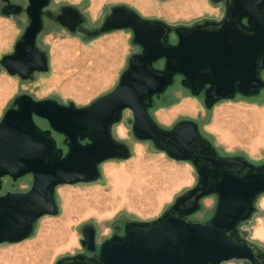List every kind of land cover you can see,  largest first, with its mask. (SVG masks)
I'll list each match as a JSON object with an SVG mask.
<instances>
[{"label":"water","instance_id":"1","mask_svg":"<svg viewBox=\"0 0 264 264\" xmlns=\"http://www.w3.org/2000/svg\"><path fill=\"white\" fill-rule=\"evenodd\" d=\"M1 1L4 14L25 12L29 22L14 51L3 55L0 63L23 79L48 71L49 55L37 40L50 0H28L26 6ZM213 1L225 3L224 17L191 25L145 18L118 4L99 26L88 28L80 9L62 8L56 16L62 26L70 25L64 15L70 11L74 25L80 24L87 37L131 29L141 51L130 56L118 84L88 105L22 93L6 109L0 120V244L27 239L42 216L57 215L59 185L96 181L103 162L131 157L130 145L112 132L129 109L134 136L151 141L175 160L190 161L197 183L159 217L126 221L123 232L100 245L96 227L85 224L81 244L88 253L62 257L55 264H223L230 260L264 264V250L240 234L264 193V163L255 164L242 155H221L195 120L165 128L150 113L155 98L178 76L192 95L204 96L207 108L239 94L257 96L264 89V0ZM36 118L46 120L49 127L42 128ZM53 132L65 136L67 150L58 145ZM29 174L33 182L27 191L2 193L6 177L16 181ZM210 195L217 196L212 217L191 219Z\"/></svg>","mask_w":264,"mask_h":264},{"label":"rangeland","instance_id":"2","mask_svg":"<svg viewBox=\"0 0 264 264\" xmlns=\"http://www.w3.org/2000/svg\"><path fill=\"white\" fill-rule=\"evenodd\" d=\"M13 2L28 4V0ZM3 3L0 0V60L14 51L29 22L25 12L4 14ZM67 4L80 9L88 28L99 26L118 4H126L146 18L161 19L171 25H191L219 19L225 14V3L213 0H50L44 10V28L37 40L49 55L50 68L23 79L11 75L0 63V120L22 93L36 99L55 98L63 104L73 101L78 106L88 105L118 84L130 56L141 51L133 42L130 29L92 38L70 32L56 19L60 8ZM198 8L204 11L199 13ZM180 79L177 77L174 85L155 98L150 109L153 118L165 128L184 119L195 120L203 136L221 155H242L255 164L264 163V89L257 96L239 94L207 108L204 96L192 95ZM36 119L42 128L49 127L46 120ZM133 121V113L127 109L112 127L113 135L130 145L131 157L103 162L101 176L96 181L59 185L56 188L59 213L42 216L27 239L0 244V264H55L62 257L88 253L81 244L85 224L96 227L100 245L114 233L123 232L126 221L159 217L180 194L197 183L198 174L190 161L175 160L151 141L137 139L132 131ZM53 135L58 145L67 150L65 136L54 132ZM32 182V175L16 181L6 177L2 193L27 191ZM216 203V195L205 197L201 210L190 218L210 219ZM240 234L264 250V193L257 199L252 217L241 225ZM223 264L251 263L230 260Z\"/></svg>","mask_w":264,"mask_h":264},{"label":"flooded vegetation","instance_id":"3","mask_svg":"<svg viewBox=\"0 0 264 264\" xmlns=\"http://www.w3.org/2000/svg\"><path fill=\"white\" fill-rule=\"evenodd\" d=\"M3 5H4V3H3ZM69 4H67V5H63L61 8H60V11H59V13H61L62 12V8L64 7V6H68ZM126 5V4H125ZM73 6V5H72ZM128 6V5H127ZM129 7H131V6H129ZM132 9H134L133 7H131ZM135 10V9H134ZM137 11V10H136ZM138 12V11H137ZM225 12H226V5H225ZM59 13H57V14H59ZM139 13V12H138ZM57 14H56V16H57ZM140 14V13H139ZM64 15H65V18H66V20H67V23H69L70 25H63V27L64 28H66L67 30H69L70 32H72V33H77V32H80V33H82V34H84L85 35V33H83V32H81L80 31V27H81V25L80 24H78V25H74V23H73V21H74V19L72 18V12H70V11H67L66 13H64ZM141 15V14H140ZM225 15V14H224ZM142 16V15H141ZM142 17H144V16H142ZM224 17V16H223ZM222 17V18H223ZM146 18V17H145ZM222 18H219V19H215V20H221ZM83 24H85V23H83ZM117 30H119V29H117ZM131 30V29H130ZM112 31H114V30H112ZM112 31H108V32H112ZM132 31V30H131ZM108 32H105V33H108ZM133 32V31H132ZM105 33H103V34H105ZM103 34H101V35H103ZM86 36V35H85ZM100 36V35H99ZM98 37V36H97ZM89 38H92V37H89ZM178 77H180V76H178ZM55 133V132H54ZM58 134V133H57ZM29 175H31V174H29Z\"/></svg>","mask_w":264,"mask_h":264},{"label":"crops","instance_id":"4","mask_svg":"<svg viewBox=\"0 0 264 264\" xmlns=\"http://www.w3.org/2000/svg\"><path fill=\"white\" fill-rule=\"evenodd\" d=\"M198 9H199L198 12H199V11H201V12L204 11V10H202V9H200V8H198ZM206 9H209V8H206ZM199 13H200V12H199Z\"/></svg>","mask_w":264,"mask_h":264},{"label":"bare ground","instance_id":"5","mask_svg":"<svg viewBox=\"0 0 264 264\" xmlns=\"http://www.w3.org/2000/svg\"><path fill=\"white\" fill-rule=\"evenodd\" d=\"M115 178H117V177H115ZM118 179V178H117Z\"/></svg>","mask_w":264,"mask_h":264}]
</instances>
